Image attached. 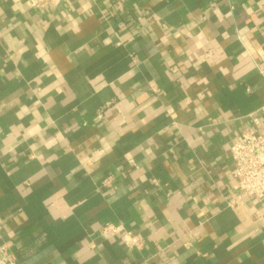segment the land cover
<instances>
[{
  "label": "crops",
  "instance_id": "0c3cea01",
  "mask_svg": "<svg viewBox=\"0 0 264 264\" xmlns=\"http://www.w3.org/2000/svg\"><path fill=\"white\" fill-rule=\"evenodd\" d=\"M26 1L0 0V253L264 264L262 205L231 204L230 155L264 130V0Z\"/></svg>",
  "mask_w": 264,
  "mask_h": 264
},
{
  "label": "built area",
  "instance_id": "2783aa9c",
  "mask_svg": "<svg viewBox=\"0 0 264 264\" xmlns=\"http://www.w3.org/2000/svg\"><path fill=\"white\" fill-rule=\"evenodd\" d=\"M57 1L27 0L26 6L41 10ZM115 1L121 2V0ZM258 71L264 77V67L259 66ZM259 112L264 116V105ZM260 124L256 121V129H246L242 132L231 147L230 155L233 165L231 177L235 181L233 191L236 195V200H232L231 204L235 205L245 198H253L261 203L264 213V130L260 128ZM101 235L106 238L120 239L127 249L143 248V241L120 225H106L101 230ZM0 264H17V260L3 249L0 253Z\"/></svg>",
  "mask_w": 264,
  "mask_h": 264
}]
</instances>
